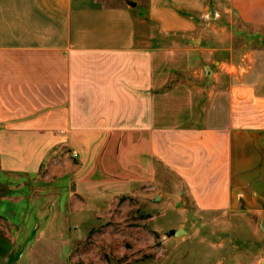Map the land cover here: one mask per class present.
Masks as SVG:
<instances>
[{"label": "crops", "instance_id": "crops-1", "mask_svg": "<svg viewBox=\"0 0 264 264\" xmlns=\"http://www.w3.org/2000/svg\"><path fill=\"white\" fill-rule=\"evenodd\" d=\"M221 16L252 41L264 32V0H0V156L43 160L52 142L90 177L167 165L200 208H231L235 142L264 146V92L257 51L226 56L206 21ZM217 54L213 80L231 84L206 92L196 83ZM133 145L142 161L123 163Z\"/></svg>", "mask_w": 264, "mask_h": 264}, {"label": "rangeland", "instance_id": "rangeland-1", "mask_svg": "<svg viewBox=\"0 0 264 264\" xmlns=\"http://www.w3.org/2000/svg\"><path fill=\"white\" fill-rule=\"evenodd\" d=\"M208 19L224 30L221 42L233 46L226 56L243 62L257 51L253 73L264 92V32L252 41L237 19ZM209 66L213 75L202 69L197 85L209 92L231 84L229 77L213 80L226 74L218 54ZM9 141L5 150L28 148ZM52 145L43 160L0 156V264H264V146L235 142L242 196L231 208L202 209L167 165L123 179L90 177V163L83 168L73 149ZM130 148L122 162L142 161L144 149ZM111 150L116 168L115 144ZM179 229L186 233L168 235Z\"/></svg>", "mask_w": 264, "mask_h": 264}, {"label": "water", "instance_id": "water-1", "mask_svg": "<svg viewBox=\"0 0 264 264\" xmlns=\"http://www.w3.org/2000/svg\"><path fill=\"white\" fill-rule=\"evenodd\" d=\"M205 71L208 72V75H209L210 77L213 75V74H211V73H213V71H212V69H211L210 66H207L206 69H205ZM209 72H210V73H209ZM181 194H182V192H181ZM160 198H161V196L158 195V196L154 199V201H158ZM262 231L264 232V227H262ZM184 233H186V231H185L184 229H179V230H171V231L168 233V235H169V236L180 237V236H181L182 234H184Z\"/></svg>", "mask_w": 264, "mask_h": 264}, {"label": "built area", "instance_id": "built-area-1", "mask_svg": "<svg viewBox=\"0 0 264 264\" xmlns=\"http://www.w3.org/2000/svg\"><path fill=\"white\" fill-rule=\"evenodd\" d=\"M75 156H77V154Z\"/></svg>", "mask_w": 264, "mask_h": 264}]
</instances>
